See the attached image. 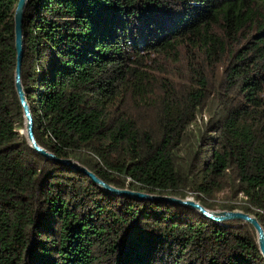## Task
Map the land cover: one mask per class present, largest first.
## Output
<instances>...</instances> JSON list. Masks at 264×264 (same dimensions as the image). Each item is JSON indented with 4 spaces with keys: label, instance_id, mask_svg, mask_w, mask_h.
I'll return each mask as SVG.
<instances>
[{
    "label": "trees",
    "instance_id": "obj_1",
    "mask_svg": "<svg viewBox=\"0 0 264 264\" xmlns=\"http://www.w3.org/2000/svg\"><path fill=\"white\" fill-rule=\"evenodd\" d=\"M16 3L0 0V264H264L249 223L106 193L30 149ZM23 35L42 147L116 187L193 195L264 228V0H28ZM185 55L176 73L158 60Z\"/></svg>",
    "mask_w": 264,
    "mask_h": 264
},
{
    "label": "water",
    "instance_id": "obj_2",
    "mask_svg": "<svg viewBox=\"0 0 264 264\" xmlns=\"http://www.w3.org/2000/svg\"><path fill=\"white\" fill-rule=\"evenodd\" d=\"M28 0H17L14 12H13V23H14V45L16 50V62L14 69V88L22 108L24 117V127L22 133L24 134L28 146L34 152L44 156L46 159L53 160L57 163L68 166L73 171L82 172L87 175L93 183L106 193H110L116 196H126L137 200H149V201H160L172 204L182 205L195 210L201 216L208 220L216 223H223L231 220H241L249 223L256 233V241L258 249L262 258L264 259V228L259 222L258 218L254 214L244 212L242 210H212L201 204L200 201L195 200L191 197H177L175 195L168 194H156L149 193L140 190H132L129 188H119L112 184H109L99 178L94 172L89 170L86 166L80 164L78 161L70 157H59L52 151H49L42 147L35 138L34 135V117L30 107V103L27 99L24 86L21 78V64L24 53V35H23V18L25 6Z\"/></svg>",
    "mask_w": 264,
    "mask_h": 264
},
{
    "label": "rangeland",
    "instance_id": "obj_3",
    "mask_svg": "<svg viewBox=\"0 0 264 264\" xmlns=\"http://www.w3.org/2000/svg\"><path fill=\"white\" fill-rule=\"evenodd\" d=\"M190 55H192L193 56V58L195 59V58H198V60H195V62L196 63H199V60H200V62L201 63H207L205 60H204V58H203V54H201L200 55V52H197L196 50H190ZM227 53H225V54H223V55H226ZM190 55H188V56H186V59H183L182 61H181V63H177V64H173V63H170V59H166V58H164V57H162V58H159L158 60L160 61L161 60V63H162V61H163V63L162 64H160V65H165L167 68H174V70H175V73H176V71H177V68L178 67H180L181 65L183 66L185 63H186V60L188 61L189 59H192L191 58V56ZM163 59H166V60H163ZM226 59V58H225ZM222 66H224V63H218L217 65H216V67H219V68H221ZM173 75H174V73H173ZM207 118V117H206ZM23 129V128H22ZM22 129H20L19 130V133L20 134H22L23 136H24V134L22 133ZM25 137V136H24ZM26 139V138H25ZM28 144V143H27ZM190 195V194H189ZM190 197L191 198H193V199H195L194 198V196L193 195H190ZM225 197H224V194H220V195H218V197L216 198V202L218 203V202H220V201H222L223 199H224ZM196 200V199H195ZM199 201V200H198ZM212 210H221V209H219V208H214V209H212ZM231 221H241V220H231ZM227 222V221H226ZM224 223V222H223ZM223 223H221V224H223ZM219 224V223H218ZM253 229V228H252ZM254 230V229H253ZM254 233H255V230H254ZM255 236H256V233H255Z\"/></svg>",
    "mask_w": 264,
    "mask_h": 264
}]
</instances>
